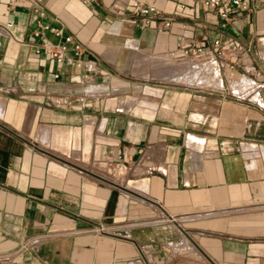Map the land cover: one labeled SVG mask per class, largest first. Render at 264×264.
I'll return each mask as SVG.
<instances>
[{
	"label": "crops",
	"instance_id": "crops-1",
	"mask_svg": "<svg viewBox=\"0 0 264 264\" xmlns=\"http://www.w3.org/2000/svg\"><path fill=\"white\" fill-rule=\"evenodd\" d=\"M139 1L161 14L143 29L134 0H0L1 259L264 264V107L207 83L214 63L264 99V3ZM39 23L94 72L58 65ZM215 40L199 85L184 51Z\"/></svg>",
	"mask_w": 264,
	"mask_h": 264
},
{
	"label": "built area",
	"instance_id": "built-area-1",
	"mask_svg": "<svg viewBox=\"0 0 264 264\" xmlns=\"http://www.w3.org/2000/svg\"><path fill=\"white\" fill-rule=\"evenodd\" d=\"M13 4L20 2L21 0H11ZM197 5L207 9L211 12L217 13L222 19L229 21L231 18L232 11L249 13L252 11L253 4H257V2L264 3V0H193ZM132 14L140 19V27L141 29L149 27L153 24L155 19L160 16V10L153 4H149L145 1L134 0L132 4ZM172 25V21H165L163 24V28H170ZM12 23H8L6 25L7 28H13ZM40 31H37V37L41 36L44 31L52 32L56 37H61L63 42L58 45H53L51 43L44 44V50L47 54L56 61L59 65H64L67 67H78L84 68L85 71L94 72V68L90 65H86L83 62L81 57L84 54V48L82 45L75 42L73 37L63 38L62 31L50 28L49 26H43L39 23ZM164 29H161L163 31ZM72 48L74 55L69 56V51ZM41 49L37 50L39 54ZM184 56L195 57L197 60L201 58H205L201 63H197L193 66V70L197 69V67L201 66L207 68L208 62H212V59L217 56L219 59H224L226 56L224 50L222 48V41L215 40L212 44H207L202 42L200 45L195 48H189L184 51ZM212 68V83L214 86H218L219 89L224 91L228 90L230 94H233L239 98L250 99L257 103L258 105H262L264 107V99L261 96V92L263 89V85L257 83L255 81L240 79L237 81H232L228 86L224 83V80L221 76V71L219 70L221 66H214V63L210 65ZM83 80L88 79V75L82 76ZM106 82V80H103ZM0 264H26L15 263L12 261L10 257L0 258Z\"/></svg>",
	"mask_w": 264,
	"mask_h": 264
},
{
	"label": "rangeland",
	"instance_id": "rangeland-1",
	"mask_svg": "<svg viewBox=\"0 0 264 264\" xmlns=\"http://www.w3.org/2000/svg\"><path fill=\"white\" fill-rule=\"evenodd\" d=\"M193 48H195V47H193ZM203 68L204 67H202V65H201V66L197 67V69L192 70V71H194V74H196V76L199 77L197 80V84H199V85H202L204 83V81H206V80L208 81V77H209V75L206 73V71H207L206 68H204V70H203ZM209 70H210L209 71L210 77H212L213 76L212 75V72H213L212 68ZM204 73H206V74H204ZM207 83L212 84L214 82L212 79H210V81H208Z\"/></svg>",
	"mask_w": 264,
	"mask_h": 264
}]
</instances>
